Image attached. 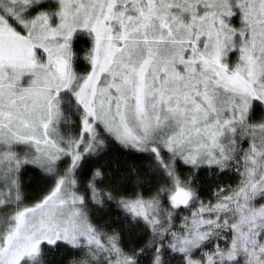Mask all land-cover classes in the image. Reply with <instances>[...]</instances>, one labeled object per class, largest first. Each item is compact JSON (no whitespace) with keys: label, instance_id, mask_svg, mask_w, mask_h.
<instances>
[{"label":"snow or ice","instance_id":"snow-or-ice-1","mask_svg":"<svg viewBox=\"0 0 264 264\" xmlns=\"http://www.w3.org/2000/svg\"><path fill=\"white\" fill-rule=\"evenodd\" d=\"M0 264H264V0H0Z\"/></svg>","mask_w":264,"mask_h":264}]
</instances>
